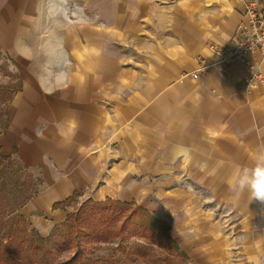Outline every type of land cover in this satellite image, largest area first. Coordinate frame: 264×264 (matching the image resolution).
I'll return each instance as SVG.
<instances>
[{"label": "crops", "instance_id": "obj_1", "mask_svg": "<svg viewBox=\"0 0 264 264\" xmlns=\"http://www.w3.org/2000/svg\"><path fill=\"white\" fill-rule=\"evenodd\" d=\"M58 1L0 0V49L23 81L0 150L41 179L24 209L30 225L46 235L68 219L76 198L133 202L168 190L177 181L169 176L196 175L235 211L229 234L238 230L239 246L230 255L241 262L234 264H264V200L226 183L264 153V85L248 89L246 63L218 64L214 50L234 39L249 0H79L78 23L55 21ZM49 29L61 40L52 56L38 50ZM117 40H128L137 70L121 68ZM202 59L214 64L208 73L182 79ZM250 60L264 72L257 54ZM178 146L190 150L186 165L174 156ZM208 232L196 239L198 262L232 264Z\"/></svg>", "mask_w": 264, "mask_h": 264}, {"label": "rangeland", "instance_id": "obj_2", "mask_svg": "<svg viewBox=\"0 0 264 264\" xmlns=\"http://www.w3.org/2000/svg\"><path fill=\"white\" fill-rule=\"evenodd\" d=\"M57 7L59 9L55 16L56 22L81 21L82 7L79 0L58 1ZM115 43L118 45L119 54L126 59L120 62L121 68L136 69L138 65L134 59L129 60L128 57V40H117ZM12 61V54L0 49V132L7 130L9 102L23 87V81ZM169 177H176L177 181L168 190L159 187L132 202L136 205L139 202L152 211L149 212L161 221L162 226L159 225L158 229L143 232V229L131 223H124L127 226L125 228L124 217L113 219L111 210L104 213L103 220L112 219L113 224L103 225L101 218L94 217L90 224L83 223L82 231L86 233L80 235V244L75 242L70 248H65L63 241L67 239L66 224L70 222L67 219L54 225L46 235L30 225L24 216V209L37 194L41 179L20 163L16 155H3L0 150V264H60L77 255L79 259L75 264H208L198 262L196 255V239L207 236L208 231H211L212 236L208 243L217 242L218 249L228 253L226 256L229 257V263L230 260L232 264L241 262L239 253L230 255L231 249L239 246L233 240L238 235V230L233 232V237L229 234L235 211L223 200H219L206 183L196 180V175ZM156 181L153 176L152 182L159 186ZM169 196L172 201L173 197L184 198L187 205L182 208L174 201L168 204ZM85 197L76 198L77 202H82L79 205L75 202L70 214L77 212L88 200L83 201ZM135 207L132 205L125 209V214L128 216ZM135 218L141 219V216ZM145 219L146 223L151 222L149 216L145 215ZM121 225L122 231L126 232L114 236L113 229ZM99 229L103 232L99 233ZM41 236L47 240L42 242ZM230 236L231 241L228 240ZM208 243L206 247L210 246ZM218 254L216 259L220 257Z\"/></svg>", "mask_w": 264, "mask_h": 264}, {"label": "built area", "instance_id": "obj_3", "mask_svg": "<svg viewBox=\"0 0 264 264\" xmlns=\"http://www.w3.org/2000/svg\"><path fill=\"white\" fill-rule=\"evenodd\" d=\"M214 50L221 57L218 64L234 59H241L246 63L248 73L244 79L248 89L264 85L263 70L250 60L251 55L257 54L264 62V0L262 3L257 0L247 1L244 5V19L237 26L234 39L227 46ZM212 65L214 64L202 59L196 70L184 73L182 79L187 76L198 79L207 74Z\"/></svg>", "mask_w": 264, "mask_h": 264}, {"label": "trees", "instance_id": "obj_4", "mask_svg": "<svg viewBox=\"0 0 264 264\" xmlns=\"http://www.w3.org/2000/svg\"><path fill=\"white\" fill-rule=\"evenodd\" d=\"M132 205L136 207L133 208L132 212L127 216L124 210L132 207ZM108 211H111L113 219L115 218L117 220L119 217L120 218L124 217L123 226L125 228L127 227L125 226L127 223H131L135 227H140L141 229H143L142 230L143 232H147V231H151V229L152 230L156 228L158 229L159 225L162 226L161 221L155 218L152 215V213L149 212L148 209H146L145 207L141 205H136V204H133L132 202H126V201L116 200L112 198H107L106 200L98 201V202L88 199L81 205V207L78 209L77 212L75 213L73 212L69 215L67 222L69 221L70 224H66L67 239L63 241V247L65 246V248H70L69 246L75 242L80 244V241H81L80 235L86 233L82 231V227L84 225L83 223L90 224L91 219H94V217L101 218L103 225L106 223L113 224L114 220L112 219H110L109 221L103 220V217L105 216L104 213H107ZM145 215L151 218L150 223H146ZM138 216H141V219L135 218ZM94 228H96V225L95 227H93V230ZM122 229H123L122 225L117 228L115 227L113 229L114 236H117L120 233L126 232V231L123 232ZM98 232L102 233L103 230L99 229ZM40 239L42 240V242L47 240L46 238H43L42 236ZM78 259H79V256L77 255L73 257L71 260L61 262L60 264H75L78 261Z\"/></svg>", "mask_w": 264, "mask_h": 264}, {"label": "clouds", "instance_id": "obj_5", "mask_svg": "<svg viewBox=\"0 0 264 264\" xmlns=\"http://www.w3.org/2000/svg\"><path fill=\"white\" fill-rule=\"evenodd\" d=\"M87 21H82L86 23ZM61 46V40L56 35L54 29L47 30L40 38L38 50L47 55H56ZM25 55L31 56L32 50L27 46L20 45L18 48ZM190 150L184 146H178L175 150V157H184V164L186 165L190 160ZM230 189L243 190L248 188L254 198L264 200V153H259L255 156V166L252 168L237 167L233 174L227 178Z\"/></svg>", "mask_w": 264, "mask_h": 264}]
</instances>
